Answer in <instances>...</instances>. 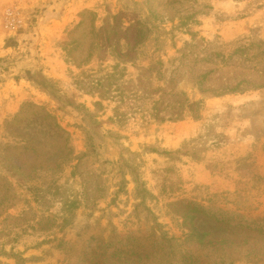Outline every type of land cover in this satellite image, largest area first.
<instances>
[{"label":"rangeland","instance_id":"374dc122","mask_svg":"<svg viewBox=\"0 0 264 264\" xmlns=\"http://www.w3.org/2000/svg\"><path fill=\"white\" fill-rule=\"evenodd\" d=\"M0 32V264H264V0H0Z\"/></svg>","mask_w":264,"mask_h":264},{"label":"trees","instance_id":"16d2710c","mask_svg":"<svg viewBox=\"0 0 264 264\" xmlns=\"http://www.w3.org/2000/svg\"><path fill=\"white\" fill-rule=\"evenodd\" d=\"M173 81V79H172ZM166 83L168 84L169 83V80L166 81ZM235 88V87H234ZM225 90V91H224ZM227 91H233V89H222L221 91H217V93H211L212 95L214 96H218L217 94H222L224 92H227ZM160 95L158 97V100L155 101L154 103V106H158L160 105V103H163L164 101H166V99H168L169 97H178L179 95H183L185 96L184 98V103H183V109L184 107H194V106H197V107H200V105L204 104L203 101H197V102H193L190 104L188 98L186 97V93L184 91H180L178 90V86L177 87H172V86H169L167 87L166 86V89L162 88L161 91H160ZM202 92H212V91H203ZM167 95V97H165ZM173 100H171L169 103H168V106H170V104H172ZM48 167H51V166H48ZM183 203V202H181ZM185 210H188L189 213H185L183 216L185 219H189V231L190 233H188V236L190 237H195L198 239L199 242H202L203 239L205 238V236L208 235V233L206 232H202L199 228H198V225H195L193 224V220L195 218L198 217L199 213H202L204 214L205 213V209L204 207H201L200 205L194 203V202H188L187 204H185ZM186 212V211H185ZM186 214H189V215H186ZM186 215V216H185ZM191 216V217H189ZM230 227V226H229ZM243 228H248V227H243ZM229 242V239H222V240H219V241H213V243L211 244L212 246L216 247L217 249H220V251L224 253H230L231 252V245ZM218 244V245H217ZM224 262V261H223Z\"/></svg>","mask_w":264,"mask_h":264},{"label":"built area","instance_id":"2783aa9c","mask_svg":"<svg viewBox=\"0 0 264 264\" xmlns=\"http://www.w3.org/2000/svg\"><path fill=\"white\" fill-rule=\"evenodd\" d=\"M6 23L12 27L21 26L20 12L15 8H8L6 11Z\"/></svg>","mask_w":264,"mask_h":264},{"label":"crops","instance_id":"0c3cea01","mask_svg":"<svg viewBox=\"0 0 264 264\" xmlns=\"http://www.w3.org/2000/svg\"><path fill=\"white\" fill-rule=\"evenodd\" d=\"M5 39V33L0 32V56L3 54V52L6 50L4 47L3 41ZM5 48V49H4Z\"/></svg>","mask_w":264,"mask_h":264}]
</instances>
